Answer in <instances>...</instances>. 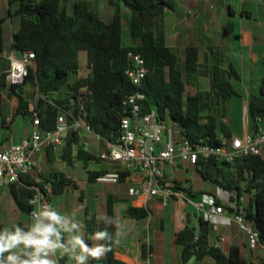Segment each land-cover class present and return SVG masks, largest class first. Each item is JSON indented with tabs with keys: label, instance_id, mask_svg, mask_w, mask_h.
Segmentation results:
<instances>
[{
	"label": "trees",
	"instance_id": "16d2710c",
	"mask_svg": "<svg viewBox=\"0 0 264 264\" xmlns=\"http://www.w3.org/2000/svg\"><path fill=\"white\" fill-rule=\"evenodd\" d=\"M71 1L72 11L69 10ZM96 1L8 0L10 13L20 20L19 30L13 35L12 49L18 53L33 51L36 67L30 70L26 83L21 86L8 88L6 74L0 77V127L8 123L5 95L14 96L18 101L14 120H28L31 109L37 108L43 131L55 127L61 110H72L76 114L83 103L86 120L94 130L105 139L115 141L119 137L123 102L129 95L140 91L146 97L144 112L158 111L162 119L177 126L180 134L191 142L205 139L212 145H219L220 136L231 138L232 129L223 120L228 117V104L238 97L234 82H240L241 75L232 64L225 65L223 52L221 54L216 48L209 46L207 57L202 60L196 46L186 47L180 55L168 45L164 20L167 12L176 11V1L108 0L114 9L111 21L101 17L95 8ZM124 10L130 12L129 43L124 38ZM4 50V35L0 29V57ZM82 52L87 54L89 70L88 76L83 78L79 76ZM131 52L142 55L148 69L141 88H137L126 75L131 65ZM201 78L206 80V89L186 96L187 86H197L196 82ZM28 86L40 94L37 103L26 93ZM65 88V99L54 98L55 93ZM249 116L257 123L264 119V87L260 95H251ZM75 144H78L76 140L68 141L63 156L67 166L76 162L83 163L86 169L91 163L103 165L99 171H87L89 182L96 183L98 177L113 171V164L81 146L71 156ZM54 161V154L47 151L45 162L52 166ZM195 171L206 183L250 196L245 209L264 243V157L238 158L234 164H225L222 168L209 161L201 170ZM21 180L23 184L12 186L10 193L19 211L28 216L32 209L29 204L34 193L32 187L50 182L56 197L64 195L68 189H77L73 180L53 168L39 174L23 175ZM177 185L187 189L191 195L199 193L192 192L191 185L183 187L182 182H177ZM116 201L111 196L108 198L107 216L116 218ZM148 215L149 211L132 206L127 210V216L136 220L146 219ZM98 217L96 213L86 211L85 231L89 244L96 231L106 228ZM107 231L113 235V240L102 241L108 248L105 257L90 260V263L127 264L115 255L116 226L107 227ZM190 231L198 237L193 243L186 241ZM211 232L212 225L199 218L198 228L191 227L189 223L177 234V243L185 247L182 255L185 263L191 259L202 261L211 257L215 264H264V258H259V255L256 257L258 260H248L238 246H232L225 254L212 245Z\"/></svg>",
	"mask_w": 264,
	"mask_h": 264
},
{
	"label": "built area",
	"instance_id": "2783aa9c",
	"mask_svg": "<svg viewBox=\"0 0 264 264\" xmlns=\"http://www.w3.org/2000/svg\"><path fill=\"white\" fill-rule=\"evenodd\" d=\"M9 54L11 68L6 73L8 88L24 85L30 70L36 67L35 53L27 51ZM130 67L127 77L141 88L148 74L145 60L140 54L131 52ZM40 98V94L37 93ZM58 93H55L57 95ZM54 95V96H55ZM145 95L137 91L123 102V117L120 120L119 137L110 141L99 135L86 120V109L83 103L77 113L72 110H61L55 127L42 130V118L37 108H32L28 116L29 135L20 143L9 147L0 146V196L10 192L12 186L23 184L21 176L44 172V158L47 151L55 156L52 166L66 164L63 158L70 139L76 140L72 155L81 146L85 150L102 157L115 168L97 178V182L129 186L133 197L156 199L163 207L175 205L183 213V218L190 216L188 208H194V217L202 218L212 226L236 224L246 235L249 249L252 252H264L259 231L246 212V193L239 195L237 190L217 187L215 192L203 193L201 200L195 202L194 196L184 188H179L178 172L193 167L201 170L203 164L214 161L218 167L234 164L238 158L248 156L264 157V119L258 123V129L245 137L220 136V144L212 145L205 139L193 143L182 136L177 126L162 119L156 110L144 112ZM54 104V102L49 101ZM228 123L227 118L223 120ZM94 147L97 152L91 151ZM222 181V179H221ZM183 187H186L183 184ZM34 193L30 200L39 198L42 203L52 206L54 188L52 183L44 182L42 186L32 187ZM32 206L31 213L34 210ZM30 213V214H31ZM30 216V215H29ZM182 222L183 230L186 228ZM198 237L195 234V240ZM224 242L218 238L216 248ZM153 254L148 252L143 264H151Z\"/></svg>",
	"mask_w": 264,
	"mask_h": 264
},
{
	"label": "crops",
	"instance_id": "0c3cea01",
	"mask_svg": "<svg viewBox=\"0 0 264 264\" xmlns=\"http://www.w3.org/2000/svg\"><path fill=\"white\" fill-rule=\"evenodd\" d=\"M3 4L6 10L3 8ZM14 10L15 8H13V12ZM169 13L172 15V20L170 23L166 22L165 24L167 43L178 51L180 55L189 46H196L200 49L202 60L207 57L209 46L218 49L221 54L222 46L232 52L231 57L227 58L225 56V65L232 64L238 70L241 75V81L236 83L243 92L234 83L238 97L233 98L228 104L227 121L232 129L233 136L245 137L247 134L252 133L251 127L247 126L248 119L250 122L249 99L251 95H260L264 87V0H237L234 7L232 5H224L221 12L223 19L220 22L214 21L208 12L203 15L191 13L187 5H179L178 2H176V11H169L165 16L169 15ZM19 27L20 20L10 13L8 0H0V29L3 31L5 44L4 54L0 57V77L11 68V62L7 56L9 54H14L16 57L19 56L18 52L12 49L13 35L19 30ZM4 98L7 100L8 96L5 95ZM234 99L242 101L243 114L241 121L243 125H241L239 133L233 128L229 117V109L232 105H235ZM13 102V107L17 108L18 101L16 97L13 98ZM7 121H9V118H7ZM20 121L14 120V116H12L11 124L7 123L5 127H0V146L9 147L14 144H20L27 137L30 124L24 119H20ZM76 163L71 166L66 164L51 166L45 162L44 158V170L49 171L53 168L63 172L77 185V189L71 188L62 196H54L52 207L62 214L74 215L76 220L82 225L85 240L86 211L90 210L99 217L106 215L108 198L111 196V198H116L117 200L114 209L120 228L116 227V230L125 233L124 236L118 238V242L116 237L115 255L117 259L127 264H143L144 258L150 251L153 254L151 264H215L214 259L211 257H207L202 261L191 259L188 263H185L182 259L185 247L177 243L176 237L177 234L183 231V221H185V225L190 223L191 227L198 228V218L191 216L194 215V208L190 207L187 209V213L190 216L186 219L183 218V213H186V211L182 213L181 209L175 205L163 207L156 199L130 196L129 186L126 183H91L89 182L87 171H99L103 168V165L91 163L94 168L90 170L84 167L85 174L82 173L78 176L76 172H72L76 169ZM179 180L184 181L180 178ZM186 182L188 186H193L188 180ZM96 184L114 186L112 192L103 191L101 206H98L97 188L95 187L93 192L88 194L82 187L85 185L90 187V185ZM216 188L214 185L204 182L200 192L194 189L192 192H199L198 194L201 196L203 193L215 192ZM191 196L195 197V195ZM12 199L9 196L0 197V226L3 228L16 222L25 224L30 220V216L21 213ZM131 206L149 211L148 217L143 220L128 217L127 210ZM222 237L224 242L220 244L219 248L225 254L229 252L232 246L240 247L247 259L248 253L255 254V257L260 253L252 252L249 249L246 235L236 224L230 226L218 225L215 232L212 226L211 243L214 247H216L215 243L218 238ZM94 243L102 244V241H94L92 239L91 244ZM104 256L100 259H103ZM57 260L58 264H73V261L67 257L57 256Z\"/></svg>",
	"mask_w": 264,
	"mask_h": 264
},
{
	"label": "clouds",
	"instance_id": "9594fccd",
	"mask_svg": "<svg viewBox=\"0 0 264 264\" xmlns=\"http://www.w3.org/2000/svg\"><path fill=\"white\" fill-rule=\"evenodd\" d=\"M34 206L29 222L16 223L0 229V264H58L57 256L67 257L73 264H90L99 260L108 250L105 244H89L83 235L82 225L74 215L62 214L50 204L33 198ZM106 228L96 231L94 241H112L107 227L120 228L115 217L103 215L97 218ZM118 238L125 235L116 232Z\"/></svg>",
	"mask_w": 264,
	"mask_h": 264
},
{
	"label": "rangeland",
	"instance_id": "374dc122",
	"mask_svg": "<svg viewBox=\"0 0 264 264\" xmlns=\"http://www.w3.org/2000/svg\"><path fill=\"white\" fill-rule=\"evenodd\" d=\"M175 1L178 2L179 5L180 4L187 5L190 8L191 13L193 12L194 14L197 13L198 15H203V14H206L208 12V14L210 16H212L213 17L212 19L216 22H220L223 19V14L221 17V12H222V8L224 7V5H232L234 7L237 3V0H175ZM3 8H5V10H6V7L4 4H3ZM95 8L99 11L101 17L104 20H106V21L112 20V18L114 16V9H113V7L110 6L108 0H97L95 2ZM72 9H73V1H71L70 5H69V10L72 11ZM170 14L171 13H169V15L165 16L164 26H165L166 22H168V23L171 22V20H172L171 16L172 15H170ZM124 21H125L124 38H125L126 43H129L131 41V38L129 36L130 12L128 10H124ZM221 51L223 52L224 56H226L227 58L229 56L230 57L232 56V54H231L232 52L228 51V49L223 47V46L221 47ZM80 61H81L82 70H81V73L79 76L83 78V77L88 76V73H89V70L87 68V54L85 52L81 53ZM205 82H206V80L201 78V80L196 82L197 86L191 85V84L188 85L186 96L187 95H194V94L198 93V91L206 89ZM234 83L236 86H238V84L236 82H234ZM238 88L241 92H243L241 90V87L238 86ZM26 93L28 94V96L31 99H33V101H35L36 103L38 102L39 95L34 92V89L31 86L26 87ZM5 94H7V91H5ZM66 96H67V91L65 88L62 91H60V93L55 95L54 98H56L58 100H63L66 98ZM13 98H14V96H8V98L6 100L5 115L7 118H9V121H7L8 123H10L12 121V116H13L15 109H16L15 107H13L14 105H12V103L14 104ZM233 102H235V105H232V107H230L229 117H230V121H231L233 128L235 129L236 132L239 133L241 130V125H243V122L241 121L242 120V114H243L242 101H238L237 99H234ZM233 102H232V104H233ZM16 120L18 122H21L20 119H18V118H16ZM26 122L28 124H30L29 120H27V119H26ZM247 126L249 128L251 127V123L249 122V119L247 121ZM29 132H30V126H29ZM29 132H28L27 136L29 135ZM94 148L96 150L92 149V151L94 153H96L97 148L96 147H94ZM76 164H77L76 169L72 172H76V174L78 176H80L82 173H84V165L81 162H77ZM88 168L91 170L94 168V165L89 164ZM113 168H115V166H113ZM177 177L184 180V181H182V180L181 181L186 187H190V185L188 186L187 182H186V180H188L193 185L192 186L193 189L196 191H199V192L201 191V187L204 184V181L201 179V177L199 176V174L197 173V171H195V168H193V167H189L187 171L183 170V171L178 172ZM87 186L85 185L82 187L86 191V193H88V194H90V192L92 193L93 190L95 189V187L97 188L98 197H99L98 206L99 205L101 206V204H102L101 198L103 196L102 195L103 191H105V192L111 191L112 192L114 190V186H111L109 184H102V185L96 184V185H90V187H87ZM1 196H9V198H12L10 192H5ZM249 197L250 196L248 194H246L247 201L249 200ZM201 198H202V196H199V194L197 196L195 195V197H193V199H195V202H198L199 200H201ZM95 201L97 202V200H95ZM96 206H97V203H96ZM154 213L156 214V212H154ZM216 229H217V227L213 226L214 232ZM227 248H228V246H227ZM104 255H106V252ZM258 255H259L258 256L259 258H264V252H260ZM247 257H248V260H250V261L258 260V258L255 257V254H252V253H250V254L248 253Z\"/></svg>",
	"mask_w": 264,
	"mask_h": 264
},
{
	"label": "water",
	"instance_id": "95a60500",
	"mask_svg": "<svg viewBox=\"0 0 264 264\" xmlns=\"http://www.w3.org/2000/svg\"><path fill=\"white\" fill-rule=\"evenodd\" d=\"M250 122H251L252 133H254L258 129V123L256 122V119L253 117L250 118ZM186 241L187 243H193L195 241V232L190 231L186 236Z\"/></svg>",
	"mask_w": 264,
	"mask_h": 264
}]
</instances>
